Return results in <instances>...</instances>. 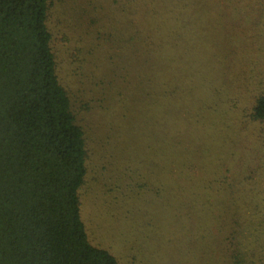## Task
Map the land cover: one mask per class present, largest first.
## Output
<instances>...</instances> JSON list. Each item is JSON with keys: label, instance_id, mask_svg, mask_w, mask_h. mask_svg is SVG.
Returning a JSON list of instances; mask_svg holds the SVG:
<instances>
[{"label": "rangeland", "instance_id": "1", "mask_svg": "<svg viewBox=\"0 0 264 264\" xmlns=\"http://www.w3.org/2000/svg\"><path fill=\"white\" fill-rule=\"evenodd\" d=\"M143 1L52 0L48 11L57 75L87 149L81 219L90 243L120 264H220L175 195L201 173L209 194L252 186L253 204H264V124L249 117L264 94V0L253 12H200L199 33L168 42L187 48L177 61L188 67L174 69L186 81L188 123L203 122L180 151L176 124L165 142L154 136L145 79L160 41L141 45Z\"/></svg>", "mask_w": 264, "mask_h": 264}, {"label": "trees", "instance_id": "2", "mask_svg": "<svg viewBox=\"0 0 264 264\" xmlns=\"http://www.w3.org/2000/svg\"><path fill=\"white\" fill-rule=\"evenodd\" d=\"M51 1L0 0V264H120L90 243L81 219L87 149L56 71L47 26ZM161 2L144 0L138 22L142 47L160 41L146 97L155 138L165 142V129L176 124L172 137L180 151L181 138L191 136L187 130L203 122L188 123L186 81L174 69L188 67L177 61L187 48L167 44L199 33L200 12H253V0ZM249 117L264 124V94ZM199 175L175 195L197 239L217 251L220 264H264V204H253V187L221 186L209 194Z\"/></svg>", "mask_w": 264, "mask_h": 264}]
</instances>
